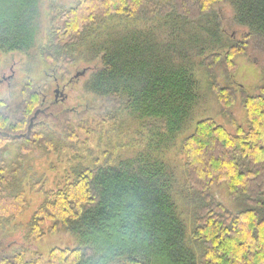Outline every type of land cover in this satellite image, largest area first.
Here are the masks:
<instances>
[{"label": "trees", "instance_id": "16d2710c", "mask_svg": "<svg viewBox=\"0 0 264 264\" xmlns=\"http://www.w3.org/2000/svg\"><path fill=\"white\" fill-rule=\"evenodd\" d=\"M160 1L80 0L61 13L62 21L42 51L46 59L65 65L77 62L76 56H101L86 89L113 97L151 135L148 152L114 165L74 169V180L45 194L29 224V237L40 239L62 228L81 241L75 249L52 251L51 264H264V88L258 95L240 92L247 128L233 123V134L213 118L203 119L184 139L189 173L184 187L173 168L155 154L193 123L201 98L197 60L203 58L198 65L207 70L209 89L225 112L235 105L237 92L222 87L212 70L221 61L233 67V57L245 54L255 36L264 45V0H189L198 6L196 15H191L187 0H176L180 6H162ZM217 4L230 5L235 21L248 28L243 42L225 38ZM41 5L43 0H0L1 51L32 55L43 26ZM99 17L151 25L112 30L78 53ZM21 97L29 109L24 112L28 122L42 107L41 97L33 89ZM68 116L63 115V124H53L61 137L47 128L42 135L12 139L4 134L12 130L0 111V150L9 142L31 141L58 152L69 141L74 147L78 138ZM2 172L0 227L27 207L25 192L15 189ZM222 185L236 198L237 212L218 198L215 188ZM178 198L189 209L190 228ZM48 224L49 230L44 228ZM23 258L24 251L9 255L0 242L1 264H25ZM42 263L38 257L29 264Z\"/></svg>", "mask_w": 264, "mask_h": 264}, {"label": "rangeland", "instance_id": "374dc122", "mask_svg": "<svg viewBox=\"0 0 264 264\" xmlns=\"http://www.w3.org/2000/svg\"><path fill=\"white\" fill-rule=\"evenodd\" d=\"M79 1L43 0L41 5L43 26L38 37V46L33 50L32 55L0 50V71L5 70L9 75L10 68L15 66L17 83V87L12 90H9L7 84L0 85V102L8 100L12 104L10 96L17 98L22 87L28 82L33 84V90L39 85L51 86L55 70V75L62 83H66L76 71L88 70L87 74L78 80L76 87L70 88V107L74 106L79 113L78 123L74 118L73 123L72 115L68 116L71 131H75L78 138L74 147L72 141H69L67 142L69 147L63 151L41 148L35 152L27 150L25 143L15 146L14 143L9 142L0 150V170L3 171V176L14 181L15 189L22 188L27 201V207L22 215L0 227V242L9 255L15 251H24L25 264L35 261L38 257L42 258V264H51L49 260L52 251L75 249L81 242L77 236L62 228L40 239L29 237V224L44 201L46 193L57 191L74 180V169H96L134 158L148 152V144L151 142L149 131L129 118L120 102L118 103L113 97L97 96L86 89L87 80L95 69L100 67L101 56L93 60L76 56L77 62L65 65L62 62L50 61L43 55L42 51L49 46L54 28L62 21L61 13L75 7ZM160 3L162 6L169 4L180 6L179 1L176 0L174 3L173 0H161ZM186 3L191 15L198 14L197 4L189 0ZM215 10L221 18L225 38L243 42L249 30L235 21L234 9L228 4H217ZM97 22L99 23L93 24L89 29L91 34L84 45L77 48L78 53L86 52V46L90 48L93 43H100L112 30L128 27L144 28L151 25V23L120 17H99ZM261 42V38L253 37L248 42L247 52L233 57V67L227 68L228 66L221 61L212 70L215 73L214 78L222 87H231L238 94L237 102L228 113L218 103L214 92L209 89L211 79L207 70L198 65L203 58L197 60L195 74L199 80L201 98L195 109L193 123L172 145L155 149V154H159L173 168L181 187H184L189 175L182 142L194 132L199 121L213 118L233 134L237 132L233 123L244 128L248 127L247 112L243 107V97L240 92L244 90L247 94L258 95L264 88V45ZM215 190L218 198L230 210L238 211L236 198L225 186L222 185ZM178 206L190 228L189 209L186 203L178 198ZM50 226L48 224L44 228L49 230Z\"/></svg>", "mask_w": 264, "mask_h": 264}, {"label": "flooded vegetation", "instance_id": "af4514ba", "mask_svg": "<svg viewBox=\"0 0 264 264\" xmlns=\"http://www.w3.org/2000/svg\"><path fill=\"white\" fill-rule=\"evenodd\" d=\"M85 70V69H84ZM76 71V73L70 76L69 80L66 83H62L57 76L55 75L56 70L52 75L54 80L51 86L47 85H39L36 87V93L41 97V105L42 107L37 108L36 112L33 116L28 118V122L26 121V114L29 110L23 103L22 93L27 89H33L32 83L28 82L26 85L22 87L17 98H14L13 95L10 96L12 99V104L8 102V100L0 102V111L5 114V118L8 121V130H12V132H4V134H8L10 136H27L29 132V127L32 123L35 114L39 111L38 116L34 119L32 132L29 137L32 135L39 134L42 135L47 128L53 132L56 137H61L63 135L62 131L58 128H55L53 124L57 125V123H64L63 115H72V121L74 120L78 123L79 113L77 108L74 106L70 107V88L75 86L78 83V80L84 77L86 74L81 75L84 71ZM0 85L7 84L9 90L15 89L17 87L16 81V70L15 66L10 68V74L8 75L5 70L0 71ZM14 104V105H13ZM11 105L13 106L11 107ZM20 112V113H19ZM43 115L42 119L38 118ZM74 118V120H73ZM74 125V124H73ZM26 127V131L22 132ZM38 128L40 131H38ZM37 129V131H36ZM7 136V135H6ZM9 137V136H8ZM10 138V137H9ZM17 146V145H15ZM28 150L37 151L41 149L38 147L33 141L26 143Z\"/></svg>", "mask_w": 264, "mask_h": 264}, {"label": "water", "instance_id": "95a60500", "mask_svg": "<svg viewBox=\"0 0 264 264\" xmlns=\"http://www.w3.org/2000/svg\"><path fill=\"white\" fill-rule=\"evenodd\" d=\"M87 71H88V70L85 69V70L81 73V75L86 74ZM38 114H39V111L35 114V117H34L33 120H32V123H31V125H30V127H29V132L27 133V136H29V135L31 134V132H32V128H33V122H34V119L38 116ZM6 135L9 136V137L12 138V139L25 137V135H24V136H10V135H8V134H6Z\"/></svg>", "mask_w": 264, "mask_h": 264}]
</instances>
